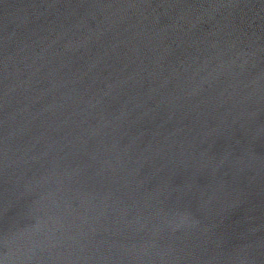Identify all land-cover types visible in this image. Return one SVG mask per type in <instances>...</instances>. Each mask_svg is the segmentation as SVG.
I'll return each mask as SVG.
<instances>
[{"label": "water", "instance_id": "1", "mask_svg": "<svg viewBox=\"0 0 264 264\" xmlns=\"http://www.w3.org/2000/svg\"><path fill=\"white\" fill-rule=\"evenodd\" d=\"M0 264H264V0H0Z\"/></svg>", "mask_w": 264, "mask_h": 264}]
</instances>
